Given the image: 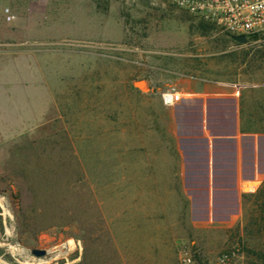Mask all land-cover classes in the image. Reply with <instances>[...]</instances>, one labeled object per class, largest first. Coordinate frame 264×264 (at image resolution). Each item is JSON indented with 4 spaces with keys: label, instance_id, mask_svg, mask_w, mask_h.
I'll return each mask as SVG.
<instances>
[{
    "label": "rangeland",
    "instance_id": "374dc122",
    "mask_svg": "<svg viewBox=\"0 0 264 264\" xmlns=\"http://www.w3.org/2000/svg\"><path fill=\"white\" fill-rule=\"evenodd\" d=\"M200 27L167 0H0V42L37 41L71 135L38 139L27 170L0 177V264H264L263 195L245 223L165 224L154 247L139 220L142 180L169 151L161 94L186 79L264 82V60L245 54L264 39Z\"/></svg>",
    "mask_w": 264,
    "mask_h": 264
},
{
    "label": "crops",
    "instance_id": "0c3cea01",
    "mask_svg": "<svg viewBox=\"0 0 264 264\" xmlns=\"http://www.w3.org/2000/svg\"><path fill=\"white\" fill-rule=\"evenodd\" d=\"M27 44L0 42V177L26 171L25 155L38 139L57 129L67 141L71 136L51 75L38 65L37 41ZM175 92L180 97L172 104L161 99L170 136L166 163L147 170L141 185L150 202L139 220L151 247L170 241L165 224L245 223L264 196V82L186 79ZM132 214L126 223H137ZM172 234L173 248L179 237ZM155 248V255H169Z\"/></svg>",
    "mask_w": 264,
    "mask_h": 264
},
{
    "label": "built area",
    "instance_id": "2783aa9c",
    "mask_svg": "<svg viewBox=\"0 0 264 264\" xmlns=\"http://www.w3.org/2000/svg\"><path fill=\"white\" fill-rule=\"evenodd\" d=\"M198 22L214 25L231 39L246 37L244 44L264 39V0H167ZM232 41H234L232 39ZM234 43H237L234 41ZM180 94L164 92L161 99L165 105L177 101ZM225 257V256H224Z\"/></svg>",
    "mask_w": 264,
    "mask_h": 264
},
{
    "label": "trees",
    "instance_id": "16d2710c",
    "mask_svg": "<svg viewBox=\"0 0 264 264\" xmlns=\"http://www.w3.org/2000/svg\"><path fill=\"white\" fill-rule=\"evenodd\" d=\"M200 28L203 31L213 30L215 29L214 25L204 22H199ZM228 36V35H227ZM229 37V36H228ZM230 38V37H229ZM231 39V38H230ZM232 41V39H231ZM234 42V41H233ZM236 45H239L238 43H235ZM259 46V45H258ZM254 49V50H253ZM253 50V51H252ZM252 52L250 60H264V46L262 47H255L251 48L249 51H247L245 54L248 56Z\"/></svg>",
    "mask_w": 264,
    "mask_h": 264
},
{
    "label": "water",
    "instance_id": "95a60500",
    "mask_svg": "<svg viewBox=\"0 0 264 264\" xmlns=\"http://www.w3.org/2000/svg\"><path fill=\"white\" fill-rule=\"evenodd\" d=\"M232 39L240 44H244L246 42V37L244 36H234ZM31 253L39 257L45 255L46 251L44 249L33 248L31 249Z\"/></svg>",
    "mask_w": 264,
    "mask_h": 264
},
{
    "label": "flooded vegetation",
    "instance_id": "af4514ba",
    "mask_svg": "<svg viewBox=\"0 0 264 264\" xmlns=\"http://www.w3.org/2000/svg\"><path fill=\"white\" fill-rule=\"evenodd\" d=\"M1 222H3V221L1 220Z\"/></svg>",
    "mask_w": 264,
    "mask_h": 264
},
{
    "label": "bare ground",
    "instance_id": "6f19581e",
    "mask_svg": "<svg viewBox=\"0 0 264 264\" xmlns=\"http://www.w3.org/2000/svg\"><path fill=\"white\" fill-rule=\"evenodd\" d=\"M69 247H70V246H69ZM69 247H68V248H69Z\"/></svg>",
    "mask_w": 264,
    "mask_h": 264
}]
</instances>
